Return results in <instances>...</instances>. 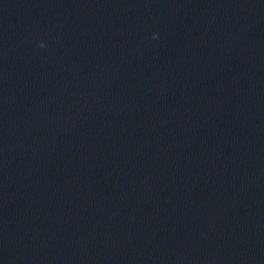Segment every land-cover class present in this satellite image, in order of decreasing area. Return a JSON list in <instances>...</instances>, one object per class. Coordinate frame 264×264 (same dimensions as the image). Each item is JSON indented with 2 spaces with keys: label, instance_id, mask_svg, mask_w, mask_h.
<instances>
[{
  "label": "water",
  "instance_id": "1",
  "mask_svg": "<svg viewBox=\"0 0 264 264\" xmlns=\"http://www.w3.org/2000/svg\"><path fill=\"white\" fill-rule=\"evenodd\" d=\"M0 264H264V0H0Z\"/></svg>",
  "mask_w": 264,
  "mask_h": 264
},
{
  "label": "clouds",
  "instance_id": "2",
  "mask_svg": "<svg viewBox=\"0 0 264 264\" xmlns=\"http://www.w3.org/2000/svg\"><path fill=\"white\" fill-rule=\"evenodd\" d=\"M153 36H154L155 38H158V37L160 36V33H159V32H155V33H153ZM45 45H46V41L41 40V41H40V46L43 47V46H45Z\"/></svg>",
  "mask_w": 264,
  "mask_h": 264
}]
</instances>
